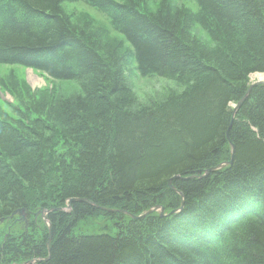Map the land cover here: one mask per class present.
Returning <instances> with one entry per match:
<instances>
[{
  "label": "trees",
  "instance_id": "obj_1",
  "mask_svg": "<svg viewBox=\"0 0 264 264\" xmlns=\"http://www.w3.org/2000/svg\"><path fill=\"white\" fill-rule=\"evenodd\" d=\"M194 1L0 0V63L83 88L41 117L0 99V264H264V84L230 126L264 74V0ZM77 2L105 15L107 37ZM129 59L194 86L134 112Z\"/></svg>",
  "mask_w": 264,
  "mask_h": 264
},
{
  "label": "rangeland",
  "instance_id": "obj_2",
  "mask_svg": "<svg viewBox=\"0 0 264 264\" xmlns=\"http://www.w3.org/2000/svg\"><path fill=\"white\" fill-rule=\"evenodd\" d=\"M168 1L170 2L169 5L176 6L177 3L195 9L193 5H195L196 2L194 0ZM159 3L160 0H145L144 6L148 11L156 12ZM68 7L77 14L81 13L82 18L86 16L93 19V28L106 34V37L108 36L106 30H108V27L110 28V25L103 13L101 14L96 9L82 2L70 3ZM193 31V37H195L198 42L208 47L216 46V43H214L209 35L203 29L199 28V26H194ZM108 39L115 45L119 40L122 42L124 40L120 34L115 32H112ZM124 45L127 46L125 42ZM124 76L125 84L130 90V94H127L125 99L130 101L129 98H132L131 100H133V102L130 108L134 112L153 110L154 108L172 101L174 98L181 97L194 86V81H191L190 84H185L186 82H183L184 79H172L158 74H151L147 77L142 76L138 72L136 63L133 59H129ZM249 80L251 84L258 80H264V74L253 73L249 76ZM1 83H5L9 85L8 87L13 88L12 92L9 91L8 88H2ZM82 90L83 88L78 81L56 80L46 77L44 74L31 68H25L16 64L0 63V99L9 103L10 109L12 107L23 109V105L26 104L29 110H35L40 117L45 116L50 114L49 112L52 105L57 106L58 104L72 100L76 96L82 94ZM231 105L233 106V104ZM6 110L8 109L6 108ZM2 111L1 109L0 121L2 120L4 122L6 120V123H9L11 119L4 116ZM30 156L31 155L27 158V162H25L28 166L32 163V157ZM56 181L58 182V180ZM53 183L56 185V182ZM42 211L39 215L43 218ZM18 216H22L23 219L25 218L23 214H18Z\"/></svg>",
  "mask_w": 264,
  "mask_h": 264
},
{
  "label": "water",
  "instance_id": "obj_3",
  "mask_svg": "<svg viewBox=\"0 0 264 264\" xmlns=\"http://www.w3.org/2000/svg\"><path fill=\"white\" fill-rule=\"evenodd\" d=\"M260 84H264V80H258V81H256L255 83L251 84L250 87H249V89H248V91H247V93H246V95H245V96H244V97H243V98H242V99H241V100L235 105V107H234V109H233V116H232V120H231L230 126L233 124V121H234L235 115H236V113H237L239 107L241 106V104H242V103L248 98V96H249L250 92L252 91V89H253L255 86H258V85H260ZM231 147H232V155H233V154H234V150H235V148H234V145H233V144L231 145ZM232 161H233V160H231L230 162L221 163V164H219L218 166L213 167V168L207 170L206 173H205L203 176H205V175L208 174L209 172L216 171V170H219V169H221V168H223V167H226V166L230 165V164L232 163ZM194 177H197V176H192V178H194ZM174 178H180V179H181L182 177H180V176H175ZM170 183H171V182H170ZM171 187H172V186H171ZM172 188H173V187H172ZM173 189H174V188H173ZM177 192H179V191H177ZM181 196H182V194H181ZM73 201H74V200H72V199L69 201L70 204L68 205V207H70V205H71V203H72ZM182 208H183V202H182V205L180 206L179 209H177V210H172V211H170L169 213H165V209H164V207L161 206V205H157V206H155V207L149 209L148 211H146L144 214H142V215H140V216H133V215H131V216H132L134 219H138V218L144 217L145 215L150 214V213H152V212H159L160 216L164 217V216L173 215V214H175V213L181 211ZM58 209H59V208H51V209H49V210H43V211H42V213H43V218H44V220L47 222V224H48V226H49V228H50V232H51V224H50V222L48 221V214H49L50 212H53L54 210H58ZM40 212H41V211H40ZM40 212H39V213H40ZM23 213H24V210H23V209H19V210L14 211V214H21V215H22ZM50 238H51V235H50ZM48 244L50 245V242H49ZM38 261H39V259H33V260H31V261H28L26 264H36Z\"/></svg>",
  "mask_w": 264,
  "mask_h": 264
}]
</instances>
